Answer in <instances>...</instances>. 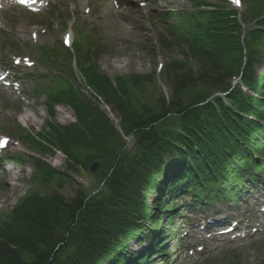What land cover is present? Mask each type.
I'll use <instances>...</instances> for the list:
<instances>
[{
	"label": "trees",
	"instance_id": "16d2710c",
	"mask_svg": "<svg viewBox=\"0 0 264 264\" xmlns=\"http://www.w3.org/2000/svg\"><path fill=\"white\" fill-rule=\"evenodd\" d=\"M243 2L244 38L238 11L227 0H191L192 10L167 14L172 39L162 38L161 45L174 50L182 41L187 49L166 66L163 79L173 80L172 93L154 95L155 105L137 107L134 100L137 92L157 89V73L118 78L113 87L99 71L102 47L94 36L61 52L66 67L75 58L87 85L119 114L133 144L125 149L113 122L67 74L65 80L50 77L58 81L44 94L49 118L41 134L25 133L37 152L29 155L32 185L65 179L45 161V152L57 151L73 162L69 171H78L75 162L91 172L98 162L100 185L93 192L82 187L70 201L27 188L9 213L0 214V264H154L173 250L168 243L187 211L223 199L237 203L242 189L264 182V0ZM236 79L246 92L233 85ZM59 105L73 110L76 123L54 121Z\"/></svg>",
	"mask_w": 264,
	"mask_h": 264
},
{
	"label": "rangeland",
	"instance_id": "374dc122",
	"mask_svg": "<svg viewBox=\"0 0 264 264\" xmlns=\"http://www.w3.org/2000/svg\"><path fill=\"white\" fill-rule=\"evenodd\" d=\"M48 1V9L38 16L21 9H11L8 12L0 13V21L3 24L0 29V67L13 68L18 60L25 57L31 58L33 67L23 70L21 68L16 69L17 74L22 78L19 92L11 96L8 91L0 90V138L8 137L11 139L8 149L2 153L4 158L0 165L8 169L14 168L16 172L20 173V181L17 182L16 191L13 194L8 191L4 194L1 185L3 173L0 171V214L2 215L13 209L29 187L46 197L51 192H58L70 201L77 197L82 187L86 188V191L93 192L100 185V178H96L94 173L86 171L78 163L74 162V167L78 171L72 170L73 168L69 171L68 165H73V162H68L66 155L60 151L53 152V154L45 152V161L59 172H65V179L61 182L57 181L58 186L56 181H53L55 183L51 187L50 185L48 187L32 185L34 166L28 155L36 149L24 141V135L25 132L34 135L41 134L42 126L49 118L45 107L44 91H40L39 86L41 85L31 79V76L47 74V70L41 65V63L45 66L48 65L46 59L42 57V47L46 50L60 48L59 44L63 42L64 36L72 28L78 42L84 39L83 34L87 36L95 34V40L99 41L100 47H102L100 49L102 52L99 50L101 53L97 61L99 71L111 79L113 87H115L118 78L129 80L133 75L149 76L156 72L161 78L157 84V89L154 90L150 86L144 96L137 92L134 100L137 107H141V103L155 105L154 95L163 93L166 98L171 95L173 80L171 78L166 79L167 84H165L164 71L173 60H182L181 52L187 49V45L182 41H177L174 50L166 49L161 45L162 38L172 39L169 33L171 22L169 19L166 20L163 14L170 11H189L192 9L191 0H143L144 7L134 6L133 3L136 0H127L123 3L121 1V4L118 5L113 3L115 0H91L88 5H85L84 0ZM88 10H90L89 13ZM245 10L246 8L243 7L239 9V12L244 14ZM138 26H142V29L138 30L136 28ZM77 28H81L83 32L81 37L76 33ZM35 35L36 39H33ZM46 50H44V54L51 58L55 57L52 59L55 63H61L60 66L65 65V63L68 64V62L64 63L58 59L60 57L65 60V56L59 54L58 51L54 54H47ZM55 67L57 68L58 65ZM255 68L257 72H261L263 69L259 63L255 64ZM59 69L61 71H57L62 73L61 77L56 76V70H51L49 76H56L65 80L66 73L69 75L72 85L80 92V76L74 73L73 80L68 67L63 69L59 67ZM194 69L197 71V68ZM57 81L51 79L45 83V87L56 85ZM236 83L237 81H233V84ZM89 92L90 95L88 96ZM137 95L141 97L137 99ZM85 96L92 98L91 100L94 98L95 100L92 101L93 104L95 103L94 106H97L112 122L115 118H119V114L105 101V98L92 93L88 88L85 89ZM54 112V121L62 126H68L76 121L73 110L68 106L59 105ZM26 114L32 117L30 123L23 119ZM128 140L125 149L131 148L133 144L132 135L128 137ZM14 154L21 155L26 163L13 162ZM76 155L79 161L83 159L82 152ZM250 210V205L236 208L231 202L222 206L213 205L203 214L198 212L189 215L188 228L193 229L195 223L210 217L212 212H218L232 219H236V217L247 219L253 216L248 213ZM201 226L198 227V230L202 233ZM178 227H182V225ZM190 242L195 243L196 246H205V250L199 253L197 247L190 245ZM172 246L175 247V253H172L171 256L175 260L167 264H264V233H256L249 239L234 242L208 240V236L204 233H199L197 236L191 233V236L184 241L174 240ZM181 246L188 249L180 255L179 247ZM137 247L139 251L145 248L144 246L139 247L137 244H133L132 248L135 250ZM190 249L194 251L193 256L189 253Z\"/></svg>",
	"mask_w": 264,
	"mask_h": 264
},
{
	"label": "bare ground",
	"instance_id": "6f19581e",
	"mask_svg": "<svg viewBox=\"0 0 264 264\" xmlns=\"http://www.w3.org/2000/svg\"><path fill=\"white\" fill-rule=\"evenodd\" d=\"M136 28L138 30H141L142 26H138ZM71 37H72L71 34L67 35L66 37L67 41L71 40ZM23 119L27 123H30L32 121V117L29 116L28 114H26ZM1 171L3 173L2 175L3 183L1 184L3 193L6 194L8 191L13 194L17 189V182L20 181V173L16 172L14 168L8 169V168H5L4 166L1 167Z\"/></svg>",
	"mask_w": 264,
	"mask_h": 264
},
{
	"label": "water",
	"instance_id": "95a60500",
	"mask_svg": "<svg viewBox=\"0 0 264 264\" xmlns=\"http://www.w3.org/2000/svg\"><path fill=\"white\" fill-rule=\"evenodd\" d=\"M127 147V146H126ZM99 163H95L92 167H91V172L94 173L98 167Z\"/></svg>",
	"mask_w": 264,
	"mask_h": 264
},
{
	"label": "snow or ice",
	"instance_id": "6c2138e0",
	"mask_svg": "<svg viewBox=\"0 0 264 264\" xmlns=\"http://www.w3.org/2000/svg\"><path fill=\"white\" fill-rule=\"evenodd\" d=\"M235 2H237V3H238V2H239V0H235ZM5 143H6V142H5Z\"/></svg>",
	"mask_w": 264,
	"mask_h": 264
}]
</instances>
